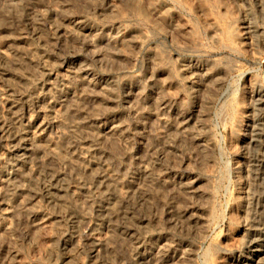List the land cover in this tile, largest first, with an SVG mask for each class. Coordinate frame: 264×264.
Instances as JSON below:
<instances>
[{"label":"rangeland","instance_id":"rangeland-1","mask_svg":"<svg viewBox=\"0 0 264 264\" xmlns=\"http://www.w3.org/2000/svg\"><path fill=\"white\" fill-rule=\"evenodd\" d=\"M259 89L264 0H0V264H235Z\"/></svg>","mask_w":264,"mask_h":264},{"label":"bare ground","instance_id":"bare-ground-1","mask_svg":"<svg viewBox=\"0 0 264 264\" xmlns=\"http://www.w3.org/2000/svg\"><path fill=\"white\" fill-rule=\"evenodd\" d=\"M167 8V7H166ZM152 12V11H151ZM154 12V11H153ZM156 12V11H155ZM154 12V13H155ZM158 12V11H157ZM163 13H164V11H163ZM158 14V13H157ZM161 14V13H160ZM59 15V14H58ZM79 18H74L73 19V24L75 25V27H77V28H79V29H82L83 31H90V27H87V25H85V24H83V22L82 21H80V20H78ZM63 21V20H62ZM90 24V23H89ZM60 30V29H59ZM61 31H63V30H61ZM58 34V33H57ZM69 68V67H68ZM80 69V74L81 75H86V76H89L90 74H89V72H88V69H86V68H84L83 66H81V68H79ZM198 69V68H197ZM205 70L207 71V69L205 68ZM204 70V71H205ZM215 70V69H214ZM196 72L198 71V70H195ZM200 71V70H199ZM197 72V74H202V73H204V72H202V71H200V72ZM220 71V70H219ZM224 71V70H223ZM208 73H209V71H208ZM215 73V72H214ZM220 73H221V71L219 72V76L218 77H216V79H214V86L216 87L217 85H220L221 83H222V77L220 78ZM72 74V73H71ZM211 74V73H210ZM209 74V75H210ZM215 75V74H214ZM214 75L212 76V77H214ZM202 76H203V74H202ZM206 76V75H205ZM168 77V76H167ZM200 77V76H199ZM207 77H208V75H207ZM212 77H210V78H212ZM186 78V77H185ZM193 79H195V78H193ZM198 79H200V78H198ZM207 80H208V78H206ZM195 80H197V79H195ZM85 82H87V80L85 81ZM199 82V81H198ZM207 82V81H206ZM205 82V83H206ZM90 82H88L87 84H89ZM203 83V82H202ZM204 84V83H203ZM207 84V83H206ZM107 85V84H106ZM196 86H198V85H196ZM259 86V85H258ZM91 87V86H90ZM111 87V86H110ZM170 87V86H169ZM200 87H201V85H200ZM206 87H207V85H206ZM198 90V89H197ZM201 90V89H200ZM200 92V91H199ZM195 93V92H194ZM255 94H256V97H257V99H256V105H257V107H260V109L261 108H264V89H259V90H256L255 91ZM193 95H195V94H193ZM254 97V96H253ZM255 97V98H256ZM2 99V98H1ZM172 100V99H171ZM163 104H165V103H163ZM162 105V104H161ZM165 109V108H164ZM177 109V108H176ZM184 113V112H183ZM177 114V113H176ZM200 111H199V109L198 108H195V107H193L191 110H189V111H187V112H185L181 117H183L184 118V120L185 119H187V118H189V119H199V117H200ZM255 114V113H254ZM253 114V115H254ZM10 115V114H9ZM202 115V114H201ZM29 117V116H28ZM53 117V116H52ZM51 117V118H52ZM38 118V117H37ZM55 121H52V123L50 124V123H47V124H44V122H40V123H37V122H39L38 120L39 119H36V118H34L35 120H30L29 121V125H32V123L34 124V123H37V124H39V125H37L36 124V126H38L39 127V129H43V130H46L47 129V127L49 126V128H50V126H52V124H55V122H56V120H58L57 119V117L55 116ZM201 118V117H200ZM253 118V117H252ZM251 118V119H252ZM27 119V118H26ZM50 119V118H49ZM102 120V119H101ZM101 120H97L98 121V124H97V126H95L96 127V132L98 133V139H100V136H101V134H107L108 132H110L111 131V129H112V122H109V121H103V122H101ZM181 120V119H180ZM202 120V119H201ZM201 120L199 119L198 121H196V122H200L201 123ZM253 121H252V125H251V130H250V138H251V141L254 143V145H255V147H256V150H257V153L255 154V156L251 159V160H248L249 161V166H250V168H252V170H254V172H255V177H253V178H255L256 180H258V178L262 175L261 173H262V168L264 167V113H263V111H262V114L261 115H259L258 117H254L253 119H252ZM12 121V120H11ZM40 121H41V119H40ZM3 122V121H2ZM195 122V123H196ZM203 122V121H202ZM1 124V123H0ZM19 124V123H18ZM203 124V123H202ZM185 125V124H184ZM33 126V125H32ZM35 126V127H36ZM195 126V125H194ZM5 127V126H4ZM48 128V129H49ZM8 129V128H7ZM32 129V128H31ZM38 129V128H37ZM3 130H4V128L0 125V133L1 132H3ZM22 130V129H21ZM40 131V130H39ZM47 131V130H46ZM10 132H11V130H10ZM25 132V131H24ZM12 133H13V131H12ZM11 134V133H10ZM29 134V133H28ZM43 134H44V132H43ZM12 135V134H11ZM24 135V134H23ZM248 135V134H247ZM18 135L15 133V135L13 136L14 137V139L17 137ZM26 136V135H25ZM3 137V136H2ZM1 137V138H2ZM12 137V136H11ZM12 137V138H13ZM27 137V136H26ZM22 138V137H21ZM20 139V138H19ZM97 139V138H96ZM12 140V139H11ZM18 139H16V141H17ZM29 140V139H28ZM27 140H20V144H22L24 147H26L27 145H28V143L27 142H29V141H27ZM31 143V142H30ZM15 145V144H14ZM30 145V144H29ZM31 146V145H30ZM29 146V147H30ZM11 148V147H10ZM16 150V149H15ZM25 150V149H24ZM29 150V149H28ZM31 150V149H30ZM29 150V151H30ZM39 152V151H38ZM24 153H25V151H24ZM24 153H22V154H24ZM29 153V152H28ZM31 153V152H30ZM29 153V154H30ZM35 153V152H34ZM28 154V155H29ZM20 156V155H19ZM24 156V155H23ZM30 156V155H29ZM29 156H28V158H29ZM26 157V156H25ZM21 159V158H20ZM26 159V158H25ZM25 159H24V163H26L25 162ZM22 160H23V158H22ZM250 163L252 164V165H250ZM19 166V165H18ZM17 166V167H18ZM249 166H248V168H249ZM21 168V167H20ZM250 168L248 169V173L250 174ZM261 171V173H259ZM253 172V173H254ZM58 173V172H57ZM252 172H251V174H253ZM264 173V172H263ZM63 174V173H62ZM100 174V176L98 177V178H100V185L101 186H106L107 185V183L109 182V177L107 176V174L104 172V173H99ZM250 176V175H249ZM11 179V178H10ZM62 179V175L59 173V174H56L55 176H53L52 177V181H54L55 183H57L58 184V182H60V180ZM181 179V178H180ZM251 179V178H250ZM253 180V179H252ZM31 181V180H30ZM163 181V180H162ZM260 181V180H259ZM32 182V181H31ZM182 183V182H181ZM257 183V182H256ZM98 184V183H97ZM165 184H166V182H165ZM45 185V184H44ZM167 185V184H166ZM186 185H187V182H186ZM190 185V184H189ZM259 185V184H258ZM58 186V185H57ZM32 187V186H31ZM259 187H260V194L259 195H257L256 194V196H252V199H253V201L252 202H254V206H255V214L254 215H256V217L258 218V222H259V224H258V226L259 227H261V230H262V233H259V232H261V231H258V233H257V231L255 230V229H257L256 227L254 228L253 227V229H252V232L250 233V238H249V240L247 241V251H248V253L247 254H245V255H239L234 261H235V264H251V262L254 260V258L255 257H259L260 255H262L263 254V252H264V181L262 182V184H260L259 185ZM55 189V188H54ZM44 190L46 191V193L48 194V195H52V193H53V199H54V191H51V188L50 187H48L47 185L45 186V188H44ZM57 192V191H56ZM58 193V192H57ZM47 195V196H48ZM58 196V195H57ZM56 196V197H57ZM110 196V195H109ZM111 197H112V194H111ZM52 199V200H53ZM62 199V198H61ZM54 201V200H53ZM55 202V201H54ZM57 202V201H56ZM40 213V212H39ZM38 212H37V215L39 214ZM32 216V215H31ZM33 218H34V215H33ZM40 221H41V219H39ZM43 220V219H42ZM257 220V219H256ZM42 222V221H41ZM257 223V222H256ZM9 229V228H8ZM258 229H260V228H258ZM8 231V230H7ZM246 232V231H245ZM130 237L132 238V239H136V236H134L133 234L132 235H130ZM98 241V240H97ZM141 241V240H140ZM96 242V241H95ZM142 242V241H141ZM0 243H1V241H0ZM143 243V242H142ZM142 243H137L136 245V250H139V251H141L142 249H144L145 248V246L143 247V245L144 244H142ZM103 247V243L102 242H96L95 243V250H94V253L96 252V254H98V252L100 251V249ZM245 247V246H244ZM254 263V262H253ZM234 264V263H233Z\"/></svg>","mask_w":264,"mask_h":264}]
</instances>
